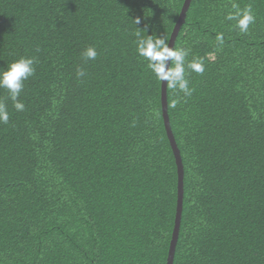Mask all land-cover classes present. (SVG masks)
I'll use <instances>...</instances> for the list:
<instances>
[{
    "label": "trees",
    "instance_id": "trees-1",
    "mask_svg": "<svg viewBox=\"0 0 264 264\" xmlns=\"http://www.w3.org/2000/svg\"><path fill=\"white\" fill-rule=\"evenodd\" d=\"M183 3L0 0V68L36 60L23 111L0 89V264H167L177 164L135 41H169ZM232 3L256 16L247 34ZM174 47L205 71L186 67L191 96L167 88L184 167L173 264H264V0H192Z\"/></svg>",
    "mask_w": 264,
    "mask_h": 264
},
{
    "label": "clouds",
    "instance_id": "clouds-1",
    "mask_svg": "<svg viewBox=\"0 0 264 264\" xmlns=\"http://www.w3.org/2000/svg\"><path fill=\"white\" fill-rule=\"evenodd\" d=\"M231 8L225 19L234 22V28L241 34H247L250 25L256 21L251 6L240 8L237 3H232ZM134 23L138 25L140 19L137 18ZM143 31L146 33L147 28ZM136 36V54L146 62L155 79L168 89L182 92L185 97L191 96L193 89L189 87V81L186 78V67L195 73L202 74L205 71L203 60L193 58L186 65V57L189 55L187 48L169 47L166 36L161 37L155 34L141 36L139 32ZM215 40L218 46H222L225 42L224 34L217 33ZM97 55V50L92 46L87 47L82 53L85 60H95ZM35 63L34 57H20L7 65L6 69L0 68V89L7 91L8 98L13 102L16 111H23L25 108L19 97L24 89L25 81L35 75ZM76 75L80 78L86 73L83 69H77ZM177 103L178 100H174L171 106L175 108ZM8 121L7 107L0 103V123L7 124Z\"/></svg>",
    "mask_w": 264,
    "mask_h": 264
},
{
    "label": "water",
    "instance_id": "water-1",
    "mask_svg": "<svg viewBox=\"0 0 264 264\" xmlns=\"http://www.w3.org/2000/svg\"><path fill=\"white\" fill-rule=\"evenodd\" d=\"M192 0H184L181 12L179 14L178 20L172 30V33L170 35V39L168 41L169 47H174L175 40L177 38V35L180 31V28L182 24L185 21V17L187 14V11L189 9V6L191 4ZM170 64V62H169ZM161 106H162V114H163V120L164 125L166 129L167 136L169 138L171 147L174 152L176 164H177V174H178V185H177V204H176V214H175V221H174V228L172 232V238L168 250V256H167V264H173L174 261V255L176 250V245L178 241L180 226H181V218H182V211H183V198H184V167L183 162L180 154V150L176 144L175 137L173 134V131L171 129L170 125V119L168 115V100H167V88L161 84Z\"/></svg>",
    "mask_w": 264,
    "mask_h": 264
}]
</instances>
